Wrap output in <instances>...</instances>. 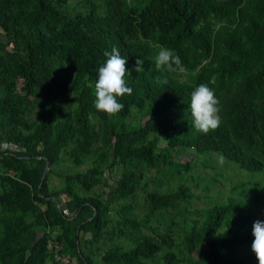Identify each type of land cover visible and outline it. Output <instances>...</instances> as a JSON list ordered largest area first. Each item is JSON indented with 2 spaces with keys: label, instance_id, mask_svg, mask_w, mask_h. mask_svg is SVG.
Segmentation results:
<instances>
[{
  "label": "trees",
  "instance_id": "trees-1",
  "mask_svg": "<svg viewBox=\"0 0 264 264\" xmlns=\"http://www.w3.org/2000/svg\"><path fill=\"white\" fill-rule=\"evenodd\" d=\"M56 1L62 3L64 0ZM103 5L102 15L95 12L97 6L91 3L88 14L77 15L60 27H55L49 20L52 8L46 0H35L33 9L24 17L7 11L0 12V38L19 32L16 26L21 23L26 28V40L23 41L25 55L13 65L7 77L15 75L22 78L27 93L40 77L51 81L56 67L62 69L66 64L68 67L62 71L64 78L58 90L61 94L68 90L78 92L74 119L78 123L79 140L83 145H88L87 97L95 86L98 68L107 59L103 52H110L116 47L121 56L127 58V80L133 89L132 95L119 98L124 109L114 115V123L108 121L103 111H98L104 127L111 128L113 157L125 168L117 182L119 197L132 191L131 183L135 179L133 169L141 163L152 164L155 160L154 138L135 146L138 139L148 134L162 137L167 148L181 145L195 147L200 153L218 152L240 169L250 173L260 172L263 168L255 150L257 145L264 147V105L258 106L254 100L264 98V0H103ZM248 8L253 14L247 13ZM244 17L245 20H241ZM214 24L216 28H213ZM148 39L178 54L186 70L193 71L192 81H177L168 71L157 70ZM138 58L144 60L142 73L134 70ZM163 79H167L168 83H158ZM235 82L241 88L236 90L227 108L228 124L221 120L215 131L207 135L197 132L188 106L194 88L205 83L222 101L220 91ZM132 105L146 116L143 124L128 131L116 127ZM0 115L5 116L12 125L23 124L19 109L10 96L1 98ZM69 119L66 114L65 118L53 125L41 121L34 132L13 134L11 139L19 144L27 143L29 148L39 142L50 152L70 136ZM47 152L45 158L53 160ZM28 155L30 161H44L37 159L32 152ZM10 159L20 162L19 179L23 184L7 177L16 186L4 189L0 195L2 209L12 212L6 220L0 215V264H42L44 255L48 253L53 261L57 262L54 254H58L60 259H67L68 264L71 256L65 252L62 240L48 231L49 227L45 233H49L50 237L43 233L34 241L33 236L19 241V234L25 229H17L22 224V211L26 206L32 208L37 205L39 197L35 194L29 196L30 171L27 164L13 154ZM75 178L86 187L93 184L86 180V175H76ZM185 197L182 186L173 193L147 194L149 203L158 207L168 206ZM20 199L21 206L18 204L17 207L15 203ZM249 201L256 209L264 206V185L252 192L248 199L231 197L223 204L200 210L201 218L192 219L185 237L186 248L191 250L203 243L208 264H259L251 250L254 239L252 224L258 219L264 220V210L256 217L254 212L245 208ZM76 205L96 213L88 220L83 219L84 223H80L79 227L84 228L91 223L97 228L99 215L103 211L101 202L87 197L78 200ZM39 213L48 226L44 210ZM58 220L65 221L60 216ZM226 227V232L216 234ZM50 240L60 247L55 250L53 245L48 246ZM153 250L152 244L141 241L126 252L123 259L126 264H143L135 259L148 257ZM163 259L167 264H176L171 252L165 253Z\"/></svg>",
  "mask_w": 264,
  "mask_h": 264
},
{
  "label": "rangeland",
  "instance_id": "rangeland-1",
  "mask_svg": "<svg viewBox=\"0 0 264 264\" xmlns=\"http://www.w3.org/2000/svg\"><path fill=\"white\" fill-rule=\"evenodd\" d=\"M34 1L0 0V12L7 11L24 17L33 9ZM46 2L52 8L48 18L55 27L75 19L77 15L88 14L91 3L96 4L95 12L99 15L103 14L101 9L104 8L103 0H64L62 3L46 0ZM247 13L253 14L250 8ZM16 28L19 32L0 38V100L5 95L10 96L12 103L19 109V117L23 124L12 125L5 116L0 115V195L4 189L16 186L12 181H8L7 177L23 184L19 179L20 162L10 159L13 154L21 158L30 171L29 196L35 194L39 197V205L32 208L26 206L27 208L22 211V224L17 229L24 227L25 229L19 234V241L28 240L32 236L34 241L49 227L48 231L62 240L65 252L71 256L72 260L68 264H126L123 255L141 241L149 242L154 248L148 257L135 259L143 264H167L163 259L167 252L174 255L176 264H208L203 243L197 244L191 250L186 248L185 237L191 221L200 219V210L205 207L223 204L231 197L248 199L252 192L264 185V147L257 145L255 150L256 158L263 169L250 173L238 168L237 164L218 152L200 153L195 147L181 145L167 148L162 137L148 134L138 139L135 146L154 138L155 160L152 164L141 163L133 169L135 177L131 183L133 189L128 195L119 197L116 191L117 182L125 168L113 157L111 128L104 127L95 108V86L87 97L89 109L86 112V121L89 126L90 142L83 145L79 140L78 123L74 119L78 92L68 90L67 93L61 94L58 90L64 78L62 71L68 67L66 64L62 69L56 67L51 81L46 80L44 76L40 77L27 93L22 78L15 75L7 77L13 65L25 55L23 41L26 40V28L24 23ZM213 28H216V24ZM148 43L154 55L162 47L153 39H148ZM182 68L183 71L177 68L176 71L169 72L170 76L177 81L191 82L194 77L193 71L186 70L183 64ZM227 87L220 91L223 96L220 102L223 105H219L220 118L226 124L229 120L227 108L241 85L235 82ZM254 102L262 106L264 98H256ZM66 114L70 117L68 120L71 126L70 136L50 152H47L39 142L29 148L27 143L19 144L11 139L13 134L34 132L41 121L53 125L65 118ZM107 117L110 123H114V115ZM145 118L142 111L132 105L128 114L121 120V124L116 127L119 126L125 131L136 129L143 124ZM29 152L44 161H30ZM45 152L52 156L53 160H47ZM76 175L79 177L86 175V180L92 181L93 184L86 187L75 178ZM179 186L185 188L184 200L177 199L164 207L149 203L148 193H173ZM87 197L96 198L103 206L97 228L91 223H87L84 228L79 227L80 223H84L83 219L88 220L90 216L96 214L94 210L90 213L76 205L78 200ZM21 201L20 199L15 205L21 206ZM245 208L254 212L256 217L264 210V206L256 209L252 201H249ZM42 210L47 215L48 226L39 215ZM11 214L10 210L2 209L0 201L2 219L6 220ZM59 216L65 221H59ZM220 231L223 230H218L216 234H223ZM48 235L50 237L49 233ZM44 256L42 264H59L50 258L49 253Z\"/></svg>",
  "mask_w": 264,
  "mask_h": 264
},
{
  "label": "clouds",
  "instance_id": "clouds-1",
  "mask_svg": "<svg viewBox=\"0 0 264 264\" xmlns=\"http://www.w3.org/2000/svg\"><path fill=\"white\" fill-rule=\"evenodd\" d=\"M104 57L107 59L98 68L97 79L95 81V108L103 111L109 116H113L124 109V104L119 101L120 97L132 95L133 89L129 87L127 76V58L121 56L119 50L113 47L111 51L105 50ZM155 68L174 72L179 68L183 71L182 61L178 54L172 49L161 47L154 57ZM144 60L138 58L135 61V71L144 72L142 67ZM175 66V67H174ZM158 83L167 84V79L158 80ZM191 116L194 129L207 135L215 131L220 123V100L212 88L207 84L201 83L194 88L190 94ZM227 227L220 231L226 232ZM251 250L255 253L259 264H264V220H256L252 224Z\"/></svg>",
  "mask_w": 264,
  "mask_h": 264
},
{
  "label": "built area",
  "instance_id": "built-area-1",
  "mask_svg": "<svg viewBox=\"0 0 264 264\" xmlns=\"http://www.w3.org/2000/svg\"><path fill=\"white\" fill-rule=\"evenodd\" d=\"M50 245H53V247H54V249L55 250H57L58 249V247H60V245L57 243V242H54V241H48V246H50ZM54 258H55V260L60 264V263H62V262H64V263H66L67 264V259H60V257L58 256V254H54Z\"/></svg>",
  "mask_w": 264,
  "mask_h": 264
}]
</instances>
